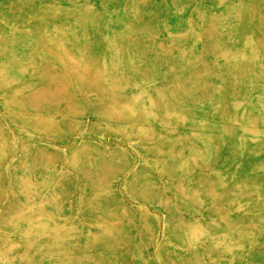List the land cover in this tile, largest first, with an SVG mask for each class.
I'll list each match as a JSON object with an SVG mask.
<instances>
[{
  "label": "rangeland",
  "instance_id": "374dc122",
  "mask_svg": "<svg viewBox=\"0 0 264 264\" xmlns=\"http://www.w3.org/2000/svg\"><path fill=\"white\" fill-rule=\"evenodd\" d=\"M0 264H264V0H0Z\"/></svg>",
  "mask_w": 264,
  "mask_h": 264
}]
</instances>
